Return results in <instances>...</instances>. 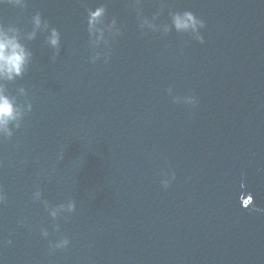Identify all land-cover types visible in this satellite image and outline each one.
<instances>
[{"label": "water", "instance_id": "95a60500", "mask_svg": "<svg viewBox=\"0 0 264 264\" xmlns=\"http://www.w3.org/2000/svg\"><path fill=\"white\" fill-rule=\"evenodd\" d=\"M0 24L30 53L0 79V264H264V0H0Z\"/></svg>", "mask_w": 264, "mask_h": 264}, {"label": "clouds", "instance_id": "9594fccd", "mask_svg": "<svg viewBox=\"0 0 264 264\" xmlns=\"http://www.w3.org/2000/svg\"><path fill=\"white\" fill-rule=\"evenodd\" d=\"M105 15V8L103 6L96 8L94 11L89 12V27L90 30L99 31L100 39H103V29L97 28V24L101 23L102 17ZM37 26L40 25V17L35 18ZM174 24L177 30L197 31L198 26L204 27V22L199 20L193 13L185 12L182 15L177 14L174 17ZM11 30H6L3 24H0V79L13 80L17 76H23L26 66L29 63L30 53L25 46L19 41L16 35L10 34ZM53 46H57L59 43V35L56 30H53L51 40ZM171 92V89H169ZM31 107V106H29ZM21 116L20 110L17 108L13 100L4 93L2 87H0V134H6L11 136L12 132L9 127L14 121ZM19 127V125H16ZM174 177V174H173ZM169 181L165 180L163 186L167 188ZM0 199H3L0 196ZM69 209L75 207L74 204L68 205ZM56 215L55 211L52 213ZM47 236V232L44 233ZM70 241L65 238L59 243L52 245L53 248H65L69 245Z\"/></svg>", "mask_w": 264, "mask_h": 264}]
</instances>
